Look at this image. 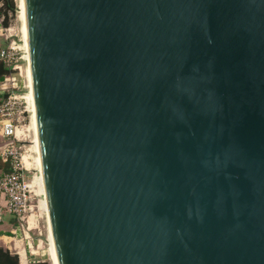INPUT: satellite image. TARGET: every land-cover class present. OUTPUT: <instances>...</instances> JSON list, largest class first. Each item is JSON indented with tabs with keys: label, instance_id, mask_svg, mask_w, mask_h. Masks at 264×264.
Segmentation results:
<instances>
[{
	"label": "water",
	"instance_id": "water-1",
	"mask_svg": "<svg viewBox=\"0 0 264 264\" xmlns=\"http://www.w3.org/2000/svg\"><path fill=\"white\" fill-rule=\"evenodd\" d=\"M59 264H264V0H25Z\"/></svg>",
	"mask_w": 264,
	"mask_h": 264
},
{
	"label": "built area",
	"instance_id": "built-area-1",
	"mask_svg": "<svg viewBox=\"0 0 264 264\" xmlns=\"http://www.w3.org/2000/svg\"><path fill=\"white\" fill-rule=\"evenodd\" d=\"M22 49L25 54L20 55L19 51ZM27 55L26 46H16V41H11L7 46L0 48V61L12 69L1 84L6 95L0 99V135L5 140V143L0 145V159L8 165V170L0 171V223L3 222L6 213L15 216L17 220L15 234L37 227L33 224V216L36 209L41 213L40 210L44 209L43 200H39L38 205L35 201L40 196L45 198V194L40 191L39 177L30 178L28 174L25 163L26 150L20 143L21 136H18V132L23 131L25 127L23 114L25 111L28 112L29 106L31 107L27 94L21 93L17 72L21 69L20 61H28ZM30 110L32 111V108ZM29 248L33 253L34 243L31 241ZM28 264H31V261Z\"/></svg>",
	"mask_w": 264,
	"mask_h": 264
},
{
	"label": "rangeland",
	"instance_id": "rangeland-1",
	"mask_svg": "<svg viewBox=\"0 0 264 264\" xmlns=\"http://www.w3.org/2000/svg\"><path fill=\"white\" fill-rule=\"evenodd\" d=\"M17 6V11L15 14L10 13L13 15V18L10 20V24L8 27H3L4 35L9 38V41H16V46L24 47V37H23V27L24 21L21 18V10H20V0H14ZM1 5V4H0ZM20 55L25 54L24 49L19 51ZM21 69H18L17 72L19 73V80H20V89L22 94H28L29 92V81H28V61L23 60L20 61ZM24 84L26 88H24ZM26 105V104H24ZM28 112L25 111L23 114V124L25 127L23 128V134L21 135V144L26 150L25 155H27L26 163L28 167V174L30 178L34 176H40V165L38 161V152L35 148L34 140L36 139V133L34 127H32V114L33 112L30 110L31 107L29 106ZM38 162V163H37ZM39 200H44L43 197H38L35 201V204L38 205ZM39 212L36 209V214L33 216V224L37 227H33L31 229H26V232L18 231L15 235L18 236L19 240H22L24 247L28 253V260L31 261V264H36L39 262H46L48 264H52L53 260V252L50 247V224L47 214L44 210ZM44 211V212H43ZM27 236V237H26ZM29 241L34 243V250L31 254V250L29 248ZM37 255V257L35 256Z\"/></svg>",
	"mask_w": 264,
	"mask_h": 264
},
{
	"label": "crops",
	"instance_id": "crops-1",
	"mask_svg": "<svg viewBox=\"0 0 264 264\" xmlns=\"http://www.w3.org/2000/svg\"><path fill=\"white\" fill-rule=\"evenodd\" d=\"M3 20L4 16L0 14V48L7 46L10 41L9 38H7L4 35L3 32ZM3 81H0V99H2L6 92L1 88V84ZM5 143V140L0 135V145ZM8 170V165L1 161L0 159V171L5 172ZM17 227V220L15 216L6 213L4 216V220L2 223H0V248H4L5 250H9L11 254H18L20 259V264H23L22 262V254L20 250H23L24 244L22 240L18 239V236L15 235V229ZM25 248V247H24ZM26 249V248H25ZM19 250V251H18ZM27 252V250H26ZM31 253V252H30ZM36 254V253H31ZM28 256V253H27ZM37 257V255H35ZM29 263V260H28Z\"/></svg>",
	"mask_w": 264,
	"mask_h": 264
},
{
	"label": "bare ground",
	"instance_id": "bare-ground-1",
	"mask_svg": "<svg viewBox=\"0 0 264 264\" xmlns=\"http://www.w3.org/2000/svg\"><path fill=\"white\" fill-rule=\"evenodd\" d=\"M20 10H21V18L24 21V27H23V37H24V45L27 48V51H29V43H28V31H27V25H26V5H25V0H20ZM28 60H29V53H28ZM27 73H28V81H29V92L27 94V97L29 98V102L32 108V127H34L35 133H36V139L34 140L35 143V148L36 151L38 152L39 156H38V161H39V165H40V176H39V181L38 183L40 184V191H42L44 194L45 193V186H44V179H43V174H42V167H41V161H40V153H39V144H38V136H37V127H36V120H35V113H34V105H33V98H32V89H31V80H30V70H29V62H28V67H27ZM23 134V131L20 130L18 132V136H21ZM26 158L27 155H25V163H26ZM38 163V162H37ZM27 165V163H26ZM42 207L44 209V211L47 214V217L49 219V213H48V206H47V199L44 198L43 203H42ZM49 224H50V219H49ZM49 242H50V247L52 249L53 252V264H59L58 263V259H57V254H56V249H55V244H54V239H53V233H52V229H51V225H50V238H49ZM21 254H22V262L23 264H28V256H27V252L26 249L23 247V250H20Z\"/></svg>",
	"mask_w": 264,
	"mask_h": 264
},
{
	"label": "trees",
	"instance_id": "trees-1",
	"mask_svg": "<svg viewBox=\"0 0 264 264\" xmlns=\"http://www.w3.org/2000/svg\"><path fill=\"white\" fill-rule=\"evenodd\" d=\"M0 14L4 16L3 25L8 27L10 20L13 18L12 14L17 11V6L14 0H0ZM12 72V69L7 66L3 61H0V81H4L5 77ZM0 264H20L18 254H11L9 250L0 248ZM36 264H48L46 262H39ZM53 264V262H52Z\"/></svg>",
	"mask_w": 264,
	"mask_h": 264
}]
</instances>
